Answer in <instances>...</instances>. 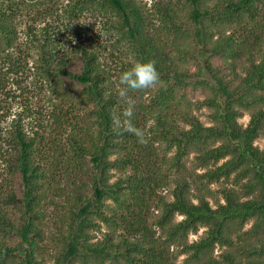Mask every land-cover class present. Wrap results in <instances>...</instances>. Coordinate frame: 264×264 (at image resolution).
<instances>
[{
	"label": "trees",
	"instance_id": "16d2710c",
	"mask_svg": "<svg viewBox=\"0 0 264 264\" xmlns=\"http://www.w3.org/2000/svg\"><path fill=\"white\" fill-rule=\"evenodd\" d=\"M261 16L264 0H0V264H43L42 208L62 195L73 157L72 171L82 164L90 181L54 264H177L173 246L188 255L183 264H264V149L254 145L264 125V39L252 42ZM234 24L242 28L231 32ZM137 60L153 62L162 85L131 124L141 130L140 116L152 118L150 135L174 150L167 159L136 142L116 111L124 98L113 79ZM188 90L208 92L195 105L211 110V126ZM76 106L88 121L74 118ZM48 140L50 149L37 148ZM192 154L194 169L185 162ZM216 182L224 203L213 206ZM110 200L120 214L108 215ZM99 222L109 230L94 242ZM216 247L222 261L207 257Z\"/></svg>",
	"mask_w": 264,
	"mask_h": 264
},
{
	"label": "rangeland",
	"instance_id": "374dc122",
	"mask_svg": "<svg viewBox=\"0 0 264 264\" xmlns=\"http://www.w3.org/2000/svg\"><path fill=\"white\" fill-rule=\"evenodd\" d=\"M142 4H148L149 7L151 5H154L155 0H139ZM217 1V0H214ZM214 3V2H212ZM254 24H256V26L258 27L257 33L256 35H254V37L252 38V42H254V39L257 36H261V38L264 39V17H258L256 19V21L254 22ZM253 24V25H254ZM99 27H104V25L100 24ZM233 29H230L231 32H238L242 26L240 27L238 24H234L232 26ZM241 32H239L240 34ZM244 38V37H243ZM96 39V38H95ZM240 39H242V36L240 37ZM184 43V41H183ZM264 40L261 41V45H263ZM257 44V43H256ZM258 45V44H257ZM215 65H219L218 61L215 62ZM193 71L197 70V67L194 65L191 67ZM238 73L239 78L244 76L242 67L237 68V70L235 71ZM228 74V76H227ZM226 77V80H232L233 81V85L234 87H236L238 85L239 82V78L236 80L234 78V73L231 74V71L229 69H226L225 71H223V74ZM235 79V81H234ZM117 84H116V90L118 92H120L121 90V86L119 83V77H114L113 79ZM162 85V84H161ZM160 84H155L153 87L146 89V91L143 90L144 94L142 97H126L124 98V103L121 101L120 106L118 108H116V111L118 114H122L125 110H127V108L129 107V103H131V105L133 106V111H138L139 107L138 105L141 106H150L151 102H152V98L154 97L153 95H151V93L155 92V90H157L160 86ZM17 86H15L16 88ZM191 90V89H190ZM190 90H188L186 92V97L187 100L189 102V100L191 101L192 104V109L194 110V113L196 114V116H198L200 118V120L202 121V123L206 126H211L212 125V117H211V110L208 109L207 107H204L200 110H197L196 105L198 104V102L203 101L205 99V97L208 95V92H191ZM18 93H20V91H17ZM152 93V94H153ZM180 91H178V95L180 96ZM264 94V92H262ZM43 99V100H42ZM39 100V99H37ZM41 105H43L44 108H50V111L52 110V108L54 107V104L49 105V101L45 100L44 97L41 98ZM58 103V102H57ZM60 104V103H59ZM181 104H186V106L188 107V103L187 101L183 100L181 102ZM262 105H258V106H262V108H264V103H261ZM79 106V105H78ZM76 111H74L73 113L75 114V119L79 120V121H83L85 120H89L85 113L86 112V108H82V107H75ZM119 108L121 110H119ZM16 111H19L18 109H15ZM252 110V109H251ZM251 110H245L244 111V115L241 116L239 118V124H241L243 127H247L250 120H251ZM49 113V112H46ZM136 114V113H133ZM119 116V120L122 119V117L120 115ZM140 116V115H139ZM141 118V122H144V125L141 124V130L145 128L143 133V136L141 138H139L138 141L139 143H147L148 144V149L152 150L153 152H157V154L160 156V160L161 158H170L172 155H174V150L169 149V147L167 146L166 143H164V140L162 139H158L157 137H153L150 135L149 130L150 128L154 125V122L152 121V118L149 117H142ZM132 127L136 128V124L133 123L131 124ZM127 126V124H126ZM151 126V127H150ZM260 135L258 138H256L254 145L256 147H259L261 150L264 149V125H263V130L260 131ZM129 141L131 142H135L134 139L132 138H128ZM133 142V143H134ZM132 143V145H133ZM62 145H65V143H61ZM49 145V140L45 141V143H42V145H38L37 148L41 149V148H48L50 149ZM46 154V153H43ZM47 155V154H46ZM48 156V155H47ZM37 158L39 160H41L40 155H37ZM43 161V160H41ZM72 163L70 164L69 162L66 164H70V173L69 175L67 174L65 181L62 182V195L60 196H51L50 198L45 201L44 206L42 208L43 212H44V217L42 218L43 220L41 221V223L39 224V229L42 232V240H40V246H41V251L44 255V259H43V264H54V256L55 254H57V252L60 251L61 247L63 246V233L67 230L68 228V224L71 220L72 214L71 210H74V212L77 209V206H80V203L77 200L78 198V194H81L84 196V192L82 191V182H89L90 178L86 177L87 172L86 169L87 167L82 169V164H80V166H78L76 168L75 171H72V165L74 167V164H77V158L71 159ZM185 162H187L188 167L190 169H194V154H192L190 156L189 160H185ZM222 163H224V160L221 161L218 165H221ZM165 165V163H164ZM163 165V166H164ZM162 166V168H163ZM61 169H59V171L63 172V167H60ZM165 168V166H164ZM84 170V171H82ZM86 172V173H85ZM199 173H203L205 172V170H199L197 171ZM114 174V178L111 180V183H114L118 180L119 176H120V172L119 170H115L113 171ZM176 175V174H175ZM85 177V178H83ZM225 185L223 182H216L213 183L210 188L212 189L213 194L210 197V201L211 204L213 206H216L217 201H221L222 203H224L223 197L220 194V190L221 187ZM160 194L162 195H167L168 192L166 190H160ZM108 203V210L107 213L109 216H112V210H116L119 214L120 211L117 207V204L115 202H113L112 200H110ZM151 205L153 206V208L151 209L150 212V217L154 218L155 216L158 215V209L155 208V206L153 205V202L151 203ZM69 217V218H68ZM182 220V216H177V221ZM100 223V222H99ZM101 224V231H96L94 232V235L96 236V238L94 239V242L98 241L99 239L103 238V232L106 233L108 232V227L106 226L105 223H100ZM253 222L247 224L245 226L244 231H248L252 228L253 226ZM205 231L206 228H202L199 230L198 233L196 234H191L189 236V243L198 241L201 239L202 236L205 235ZM120 234V233H119ZM251 243L254 245H257V239L252 238ZM237 244L239 243L238 240L236 239ZM170 252L175 254L176 259L175 262L177 264H183L184 261L188 258V255H184L181 254V248L179 246H173L170 249ZM225 252V248H220V247H216V249L211 252L207 257H212L214 259H216L217 261H222V254ZM114 263V262H112ZM111 264V263H109ZM122 264H125V262H122Z\"/></svg>",
	"mask_w": 264,
	"mask_h": 264
},
{
	"label": "clouds",
	"instance_id": "9594fccd",
	"mask_svg": "<svg viewBox=\"0 0 264 264\" xmlns=\"http://www.w3.org/2000/svg\"><path fill=\"white\" fill-rule=\"evenodd\" d=\"M159 81V73L155 64L151 61H135L127 70L121 72L119 83L123 86L119 92L120 97L126 98L129 90H145L153 87ZM133 106L129 103V107L121 115L125 118L124 123L127 124L125 131L132 132L138 138L143 136L141 130L132 127L131 118L133 116ZM119 125L121 121L116 120Z\"/></svg>",
	"mask_w": 264,
	"mask_h": 264
}]
</instances>
